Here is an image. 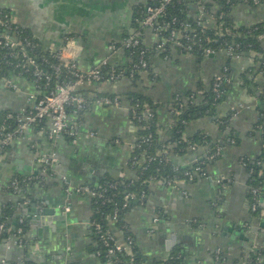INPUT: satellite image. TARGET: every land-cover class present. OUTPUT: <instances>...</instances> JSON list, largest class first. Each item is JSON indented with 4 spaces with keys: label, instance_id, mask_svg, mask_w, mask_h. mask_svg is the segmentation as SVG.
Masks as SVG:
<instances>
[{
    "label": "crops",
    "instance_id": "crops-1",
    "mask_svg": "<svg viewBox=\"0 0 264 264\" xmlns=\"http://www.w3.org/2000/svg\"><path fill=\"white\" fill-rule=\"evenodd\" d=\"M156 1L0 0V9L12 10L17 23L37 37L45 50L62 47L66 35L75 34L80 48L78 66L85 72L104 60L110 66L127 67L130 59L126 53H109L108 46L135 31L136 8ZM231 15L238 26L263 22L264 4L256 7L240 4ZM143 38L147 46L156 43L148 30H143ZM230 60L233 85L217 116L235 113L231 126L240 141L225 146L222 157L207 168L208 178L181 182L172 187L151 183L147 202L125 214L124 221L146 258L145 264L170 260L176 248L182 253L177 264H249L247 256L251 250L264 246V237L260 233L264 225V201L261 214L253 217L247 197L249 174L240 164V158H254L264 152V144L247 135L262 115L264 102L258 95H248L242 87L241 75L252 66L250 58L243 55ZM227 61L223 54L198 60L174 51L170 58L153 60L155 80L145 71L138 80L124 77L115 84L94 83L79 92L85 96L124 97L132 92L147 96L159 105L157 123L166 130L172 124L170 108L175 96L194 92L200 84H209L222 72ZM247 78L260 93L264 92V73L252 71ZM16 84L18 89L12 90L0 78V116L29 105L34 86L24 78L16 79ZM124 102L118 109L93 106L80 116L74 111L69 112V126H77L80 133L76 144L66 135L54 140L45 130L31 127L22 138L0 153V216L4 205L18 200L6 189L7 185L20 175H39L42 157L53 153L57 157V162L51 166V175L46 178V188L36 186L32 190L35 209L40 213L33 212V208L21 212L28 216L25 246H13L10 250L0 247V259L6 264H109L95 254L97 243L90 230L92 200L75 190L88 184H99L106 176L135 179V172L127 165L139 129L130 116L129 102ZM199 131H204L213 140L224 137L213 116L192 121L184 136L190 137ZM92 132L94 137L86 138L85 134ZM204 155H207V148L201 147L171 158L176 163L192 165ZM62 177L66 178L65 182ZM219 178H231L232 183L224 190V199L216 211L213 205L220 191ZM45 209H51L52 213L44 215ZM159 209L163 211V217L154 224ZM197 220L200 226L193 227L192 223ZM110 224L112 233L123 242V232L116 223ZM218 249L223 252L222 262L215 259Z\"/></svg>",
    "mask_w": 264,
    "mask_h": 264
},
{
    "label": "trees",
    "instance_id": "trees-1",
    "mask_svg": "<svg viewBox=\"0 0 264 264\" xmlns=\"http://www.w3.org/2000/svg\"><path fill=\"white\" fill-rule=\"evenodd\" d=\"M255 0H210L204 5L207 10H209L216 19L219 20L220 15H224L222 22L224 23L226 30L223 37H219L215 34L214 30L198 27L196 20L193 17V8L191 4L193 0H179L174 1L173 3L167 5L166 12L164 15L165 21H170L177 19L178 22H189L195 28L196 40L195 42L185 43V45H190L192 51L188 52L196 59H203L204 50L206 48L221 49L230 44L232 40H235L239 45L237 53L242 51L251 50L253 55L254 63L250 68L245 70L241 75L242 87L246 90V93L250 96L258 95V99L261 102H264V92H259V90L250 83L247 78L252 71H258L264 73V21L254 24L253 26L246 27L240 26L237 31L233 30L234 25H236L232 19L233 9L247 2L249 5L253 4ZM260 3L264 4V0H258ZM144 6H139L136 8L134 13L133 27L137 34L143 38V30L139 26V22L142 18V9ZM14 14L10 9H0V15ZM13 27H16L21 34L22 39H28L33 44H35L36 49L30 51V55L35 59L39 66L51 73V70L47 64L43 62V59L46 58L49 62L54 63V59L50 57V50H45L42 46L41 41L35 37L28 29L20 26L18 23H15ZM3 30L0 28V34ZM73 35V34H72ZM127 37V36H126ZM145 50V56L143 61H146L148 66L144 70L150 74L152 79L157 77L153 74L152 62L155 58H170L174 49H171L168 45L166 50L157 53L155 48H148L142 46L140 48H133L125 50L127 58L130 59L128 66L123 71L124 75H129L130 70L135 69L140 62V52ZM176 51V50H175ZM178 51V50H177ZM179 52V51H178ZM19 60L15 58H7L0 63V78H13L18 75V69H15V65ZM231 60L228 59L227 66H230ZM103 73L108 74L113 71L120 73V69L114 66H105L103 67ZM27 73L25 75H29ZM139 73L135 70V74L132 80L139 79ZM229 76H232L231 70L229 67ZM71 75L67 74L65 71L59 76L54 77L53 80L48 84V88L54 86L56 82L65 77H70ZM30 81L35 79L29 77ZM212 80L209 84H200L198 89L194 92H188L185 95H178L174 98L173 106L176 107V113L172 114V124L168 129H162L157 123V109L159 105L153 103V101L142 94L132 92L126 94L124 101L129 102L130 116L132 121L138 127V135L133 144L131 158L128 161V168L135 171V181H132V178L127 176H118L116 178L106 176L99 184H88L91 189L95 190L98 194L101 195V198H95L91 201V210L92 217L90 220V230L92 232V237L97 243V248L95 254L104 262L109 264H145L146 258L140 253L139 248L136 245L134 236L129 232V229L124 221L125 214L138 205H144L148 197L150 196L149 186L151 183H162L164 187H172L176 183L195 181L198 178H204L203 174H207V168L220 159L223 155V149L227 145H236L240 141V137L235 129L231 126L232 118L235 113L230 112L226 116H217L219 107L226 101L227 94L230 87L233 83L223 82L221 88L218 92L213 89ZM46 83L44 81L38 82L39 87H44ZM252 86H254L252 88ZM257 89V90H256ZM260 93V94H258ZM95 98L101 97H110L113 98L117 95H101L94 94ZM183 103L182 106L178 104ZM147 105L156 111V118L149 121H141L135 118V115H142L144 112V106ZM92 106L86 107L81 115L85 112H88ZM76 110L75 106L72 104L68 107V113ZM11 111H6L0 116V125L3 122V119ZM213 116L215 122L219 128V131L224 135L221 139H212L206 136L204 131L196 132L193 136L186 137L185 132L188 125L197 119ZM14 126L13 123H8ZM148 127L144 128V125ZM40 128V127H39ZM248 136L260 140L264 144V111L259 117L258 121L252 126L250 131L247 133ZM163 146L167 147L165 156H158V153L164 150ZM207 148V155L203 158H198L197 161L192 165H182L176 163L172 160L171 156H184L194 148ZM217 147L221 148V152L216 154ZM9 148V147H8ZM7 148V149H8ZM6 149V150H7ZM5 150V151H6ZM4 153V151L2 152ZM168 155V156H167ZM211 156L214 158L210 159ZM154 157V160L146 161L143 165L134 163L136 160H147L148 158ZM264 152L260 156L254 158L242 157L240 158V164L245 167L249 174L248 180V207L250 214L253 217H258L262 209L258 208L255 212L250 210L251 203V190L257 188L259 190V199L264 201ZM200 168L201 171L195 173L196 168ZM186 173L193 175V179L190 180ZM16 179L21 182L22 186L20 187L18 200L15 203H8L4 205L2 214L0 216V224L4 222L7 227L11 228V232H14L17 228L15 220L17 219V212L21 213L25 210L30 211V207H24L21 205L23 197H34L32 195V190L36 186L46 188V180H42L39 175L27 177V176H17ZM226 187L231 185L230 183L225 184ZM176 186V185H175ZM66 188V184H65ZM224 199V195L220 199L214 202V209L219 211L220 205ZM117 210L118 218L116 226L123 232L124 238H131L132 244L128 251H122L117 253L116 256L107 257V247L104 246L102 241V236H106L111 230L110 217ZM220 213V212H219ZM16 214V215H15ZM157 215L161 219L163 217V211L159 209ZM200 222L192 223L193 227L200 226ZM25 236L27 230V222L23 225ZM260 229H264V225ZM8 236L7 233L0 235L1 241ZM113 245V242L111 243ZM179 255H182L180 248H176L172 254V257L168 261H160L155 264H177ZM249 264H258L259 260H262L261 264H264V246L259 249H252L251 253L247 256Z\"/></svg>",
    "mask_w": 264,
    "mask_h": 264
},
{
    "label": "built area",
    "instance_id": "built-area-1",
    "mask_svg": "<svg viewBox=\"0 0 264 264\" xmlns=\"http://www.w3.org/2000/svg\"><path fill=\"white\" fill-rule=\"evenodd\" d=\"M174 1L179 0H157L155 3L146 5L142 9V18L139 22V26L142 30H148L156 38V43L153 46H147L144 41V38H141L137 31H134L131 35L123 38L119 42H112L108 46L109 53H116L118 51L125 52L127 49L140 48L146 46L148 48H155L157 53H161L166 50V47L169 45L174 51L178 50L179 53L184 55H191L188 52L192 51L190 45H185V43L195 42L196 34L194 26L189 22H178L177 19L170 21H165L164 15L166 12L167 5L173 3ZM210 0H193L191 8H193V17L196 20L198 27L202 29H212L215 34L219 37H223L226 33V28L224 23L221 21L224 15H220L219 20L209 12L204 6L206 2ZM243 5H249L247 2H243ZM258 0H255L253 4H250L252 7L261 6ZM17 23L14 14L0 15V28L3 32L0 34V63L7 58H15L19 60L15 65V69H18V75L13 78H3L8 87L12 90H17L18 85L16 84V79L24 78L28 80L34 86L35 92L31 93L29 96V105L25 108H22L19 111H11L3 119L2 124L0 125V153L5 151L10 147L16 140L22 138L25 132L31 127H40L42 130H45L50 139L57 140L63 135H66L70 138L73 144H76L79 141V129L77 126H69V114L68 107L74 105L76 110L74 114L80 116L84 109L88 106H100L108 108H122L124 105V99L120 96L110 97H101L95 98L94 95L85 96L79 92L80 89L84 88L87 85L101 82H110L115 84L119 82L124 77L133 78L135 70L137 73L141 74L145 72L148 64L146 61H143L145 56V50L140 52V62L135 69L130 70L129 75H124L123 71L128 72V69L119 68L120 73L115 71L104 74L103 67L110 66L107 63V60L102 61L96 68L90 71H82L78 66V56L80 48L76 44V35L72 33L66 35L65 44L55 50H51L50 57L54 59V63L49 62L48 59L44 58L43 62L47 64L51 70V73L43 70L35 59L30 55V51L36 49L35 44H33L28 39H22L21 34L16 27H13ZM259 23V22H258ZM256 24V23H255ZM249 25L246 27L253 26ZM240 26L234 25L233 30L237 31ZM240 45L232 40L230 44L221 49L206 48L204 50V56H214L223 54L227 59H232L234 57H241L247 55L250 58L252 64L254 63L253 55L254 53L251 50L242 51L237 53ZM173 51V52H174ZM177 51V52H178ZM192 56V55H191ZM71 75L70 77H65L64 79L59 80L54 84L53 87L47 89L48 84L53 80L54 77H59L63 72ZM229 67L227 65L223 66L222 72L218 74L213 80V89L218 92L221 88L223 82L233 83L232 76L228 75ZM30 73L28 76L25 75ZM29 77L34 78L32 82L29 80ZM44 81L46 84L43 87H39L38 82ZM182 102L178 106H182ZM144 112L142 115H135V118L138 122L149 121L156 118V111H154L149 106L145 105ZM233 109L232 111H235ZM172 114L176 113V107L173 105L170 108ZM13 123L14 126L11 127L10 124ZM148 125H144V128ZM95 133L85 134L86 138L94 137ZM164 150L158 153V156H165L166 146H163ZM194 150V148H192ZM221 152V148L217 147L216 154ZM168 156V155H167ZM214 158L211 156L210 159ZM154 157L148 158L147 160H139L134 163L143 165L146 161L154 160ZM40 171L39 175L42 180L51 175V166L57 162V157L55 153L44 156L40 159ZM244 165V164H243ZM242 165V166H243ZM129 169V168H128ZM133 171V170H132ZM200 168L195 169V173L200 172ZM135 172V171H134ZM189 179H193V175L186 173ZM204 178H208L207 174H203ZM62 181H66L65 177L61 178ZM132 181H135L134 179ZM232 183L231 178H219L217 183L220 186V191L218 193V200L222 195H224V190L227 188L226 183ZM156 183V182H154ZM180 183H176L177 186ZM174 185V186H175ZM22 186L21 182L18 179L14 178L6 187V189L19 196L20 187ZM76 193L83 196H88L91 200L95 198H101V195L98 194L95 190L91 189L89 186H82L76 188ZM251 203L250 210L255 212L258 208L262 206V200L259 199V190L253 188L251 190ZM21 205L24 207H30L32 199L30 197H23ZM26 214H19L15 220L18 225L14 232H11V228L7 227L4 222L0 224V235L4 232L8 234L4 238L0 247L3 246L6 250L12 249L13 246H22L26 244L25 236L23 235L24 230L22 225L27 221ZM118 214L117 210L110 217V222H117ZM160 221L159 216H155L153 219L154 224H158ZM261 235L264 237V229H260ZM102 241L105 247H107V257L116 256L117 253L122 251H128L132 240L131 238H125L124 241L118 240V238L112 233L109 232L106 236H102ZM113 242V245L111 244ZM215 259L218 262L223 261V252L221 249L216 250ZM262 260L258 261V264H261ZM0 264H6L5 260L0 259Z\"/></svg>",
    "mask_w": 264,
    "mask_h": 264
},
{
    "label": "water",
    "instance_id": "water-1",
    "mask_svg": "<svg viewBox=\"0 0 264 264\" xmlns=\"http://www.w3.org/2000/svg\"><path fill=\"white\" fill-rule=\"evenodd\" d=\"M35 207H36V202L32 203V205L30 206V209L33 208V209H32V211H33V210L35 209ZM33 212L40 213V212L36 211V209H35V211H33ZM51 213H52V210H51V209H45V210L43 211V214H44V215H49V214H51Z\"/></svg>",
    "mask_w": 264,
    "mask_h": 264
}]
</instances>
